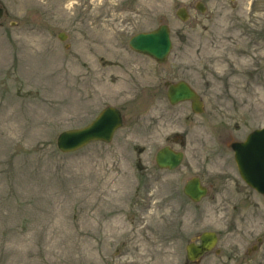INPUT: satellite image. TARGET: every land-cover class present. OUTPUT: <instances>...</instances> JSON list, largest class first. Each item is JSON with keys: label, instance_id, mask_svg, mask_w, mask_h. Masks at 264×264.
I'll return each mask as SVG.
<instances>
[{"label": "rangeland", "instance_id": "obj_1", "mask_svg": "<svg viewBox=\"0 0 264 264\" xmlns=\"http://www.w3.org/2000/svg\"><path fill=\"white\" fill-rule=\"evenodd\" d=\"M0 5V264H191L185 246L203 231L219 253L195 264H264V197L228 147L264 126V0ZM160 24L162 64L127 44ZM180 80L201 114L168 103L164 83ZM109 105L125 118L110 143L59 152L61 132ZM165 143L184 154L173 171L154 162ZM192 177L208 188L197 204L182 192Z\"/></svg>", "mask_w": 264, "mask_h": 264}, {"label": "water", "instance_id": "obj_2", "mask_svg": "<svg viewBox=\"0 0 264 264\" xmlns=\"http://www.w3.org/2000/svg\"><path fill=\"white\" fill-rule=\"evenodd\" d=\"M199 10L203 11V7L200 6ZM176 14L182 21L187 19L183 8L178 9ZM2 15L3 10L0 8V19ZM59 39L63 40V35H59ZM128 45L133 51L149 56L159 64L164 63L171 48L169 28L166 25H160L153 31L138 33L130 38ZM167 98L171 104L191 101L192 110L196 113L201 112L202 104L199 96L183 81L169 85ZM120 125L119 112L113 108H107L88 126L59 134L57 147L61 152H71L91 141L109 142L113 132ZM231 148L234 151L235 162L243 181L264 195V128L250 133L244 142L232 143ZM181 160L182 153L175 152L168 147L161 148L155 156L156 165L162 169L173 170ZM183 190L193 201H199L207 192L198 178L187 181ZM200 240V246L194 244L187 246L188 260H196L204 252L211 250L216 243L215 234L211 232L204 233Z\"/></svg>", "mask_w": 264, "mask_h": 264}, {"label": "flooded vegetation", "instance_id": "obj_3", "mask_svg": "<svg viewBox=\"0 0 264 264\" xmlns=\"http://www.w3.org/2000/svg\"><path fill=\"white\" fill-rule=\"evenodd\" d=\"M175 138H176V137L173 136L171 140H172V141H175V140H174ZM168 140H169V139L166 138V141H168Z\"/></svg>", "mask_w": 264, "mask_h": 264}]
</instances>
